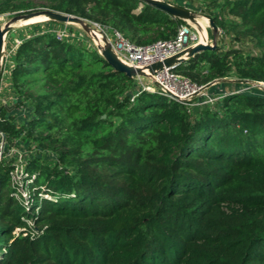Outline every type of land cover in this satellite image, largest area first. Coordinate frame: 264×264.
Returning <instances> with one entry per match:
<instances>
[{"label":"trees","instance_id":"1","mask_svg":"<svg viewBox=\"0 0 264 264\" xmlns=\"http://www.w3.org/2000/svg\"><path fill=\"white\" fill-rule=\"evenodd\" d=\"M47 1L140 46L185 23L142 0ZM24 9L0 0V14ZM207 16L233 41L264 46V0H223ZM174 70L198 85L264 81V54L216 46ZM10 75L15 107L30 114L18 126L3 106L0 131L57 159L28 160V207L0 162V264H264L263 95L192 112L158 92L132 101L135 78L47 31L22 40Z\"/></svg>","mask_w":264,"mask_h":264},{"label":"built area","instance_id":"2","mask_svg":"<svg viewBox=\"0 0 264 264\" xmlns=\"http://www.w3.org/2000/svg\"><path fill=\"white\" fill-rule=\"evenodd\" d=\"M83 21L85 24L90 25L89 32L85 31L88 38L93 41L94 45L101 52V54L104 49L110 47L117 58L123 63L134 69H142L146 73V76L138 75L134 77L136 79V92L132 95V101H134L141 92H158L171 100L182 103L186 106L189 112H192V110L199 107H214L221 102L226 95L231 93L248 95L257 94L264 96V81L240 82V84L237 85L238 88L236 90L230 92L222 91L216 94L214 93L212 87L220 80L205 85H198L188 77L177 73L174 70L177 65L151 72L150 67L152 64L163 62L166 59L177 56L182 52L203 43L200 40V36L196 35L190 27V21H185V23L179 26L177 35L173 39L158 41L148 46H140L130 42L120 32L110 26L102 25L98 22L86 19H83ZM71 25L77 24L59 23V28L50 33H52L59 41L74 44L67 39ZM6 40L7 35L5 37L3 66H5V63L10 55L12 56L10 65L13 66L14 53L22 41H17V44L13 46L10 51H8L6 47ZM203 44H207V42ZM3 78L4 71L1 79L2 82ZM232 81L237 82L236 80ZM2 82H0V121L4 120L1 109L10 101L2 93ZM26 114L21 112L19 119L24 118ZM19 119L17 118L16 121ZM13 142L19 143L18 140H14ZM32 145L37 149L34 144ZM6 147H8L6 136L2 131H0V162L5 159L4 155ZM27 163L28 162H21L13 164L10 176L12 187L15 190L14 195L28 207L30 205V193L28 190V183L26 182V178L29 177V174L26 172ZM35 178V174L31 175L29 182L33 181Z\"/></svg>","mask_w":264,"mask_h":264},{"label":"rangeland","instance_id":"3","mask_svg":"<svg viewBox=\"0 0 264 264\" xmlns=\"http://www.w3.org/2000/svg\"><path fill=\"white\" fill-rule=\"evenodd\" d=\"M15 5H20L24 3L26 5V9L24 10H15V11H7L3 14H0V27H5L8 23H12L11 21L14 18L30 13V12H39L44 10H51L48 7L47 0H13ZM172 3L175 5L183 6L188 8L192 13L196 15V22H189L190 27L193 29L194 33L200 36V40L202 41V36L205 38V42L211 46H220L225 50L228 46H233L238 49L243 50L245 53H251L255 55L264 54V46L258 45L256 41H253L249 38L242 39V41H233L231 33L227 31H223L221 28L218 29L217 33H214L211 24L209 21V17L207 13L209 11L218 13L220 11V6L223 4V0H191L189 2H182L181 4H176L175 0ZM215 2V3H214ZM42 17L34 18L26 23L27 20H20L18 22H13L14 29L7 34L6 40V47L7 50L10 51L13 46L17 44V41H22L24 38H28L34 34L41 33V32H52L59 28L58 24L53 23L52 20L45 19L46 16L41 15ZM221 19L225 24H238L239 20L236 19L234 16H230L228 14L221 13ZM187 23V22H186ZM188 24V23H187ZM238 28L237 30H239ZM231 32V31H230ZM202 35V36H201ZM71 42L76 45H81L87 49L92 51H97L101 54V52L97 49L94 45L93 41L88 38L85 28L80 24L71 25L69 34L67 36ZM204 42V43H205ZM102 55V54H101ZM12 60V56L8 57L7 62L4 66V77L8 74V69L10 66V61ZM224 80H231V82L227 83V85L216 86V89H213L214 93L218 94L222 91H234L238 87L234 84V81L237 80L235 77L230 76L228 79H220V81ZM2 82V81H1ZM226 82V81H225ZM23 109L26 111L24 112L26 115L24 118H20L19 120H25L27 118L28 112L27 107L24 106ZM30 114V112H29ZM23 117V116H22ZM20 126V124H18ZM17 139L19 143H14L12 141L11 144H8L5 151V160L8 161L10 164H18V163H26L30 158H40L45 162L54 163L56 162L57 156L52 152H48L45 150L38 151L28 140L23 139L21 136L20 138H13Z\"/></svg>","mask_w":264,"mask_h":264},{"label":"water","instance_id":"4","mask_svg":"<svg viewBox=\"0 0 264 264\" xmlns=\"http://www.w3.org/2000/svg\"><path fill=\"white\" fill-rule=\"evenodd\" d=\"M142 1H144L145 3L149 5L156 6L164 10L165 12H167L169 15H171L174 18H178L183 21L196 22V15L192 13L188 8L172 4L166 0H142ZM41 15L46 16L47 20H52L58 23L80 24L88 32L90 29V25L85 24L83 19L76 17V16L53 11V10H44V11H39V12H30V13L22 14L14 18V20L11 22L13 23V22H18L20 20H30L34 17L41 16ZM209 21H210L213 32L217 33L218 28L216 27V25H214L211 18H209ZM12 23H8L5 27H0V82L2 79L3 69H4L3 58H4L5 37L9 32H11L14 29V26ZM215 48H216L215 45L211 46L209 44L200 43L197 46L190 48L189 50L184 51L177 56L166 59L163 62L152 64L150 67V70L151 72H155L156 70H162L165 67H171L173 65L182 64L186 60L194 57L195 55L205 50H213ZM102 56L107 61V63L110 66H112L116 71L124 73L129 78H134L138 75L146 76V73L142 69H134L132 67H129L125 63H123L121 60H119L110 47L102 51ZM12 107L14 108V106ZM4 141H5V138H4Z\"/></svg>","mask_w":264,"mask_h":264},{"label":"crops","instance_id":"5","mask_svg":"<svg viewBox=\"0 0 264 264\" xmlns=\"http://www.w3.org/2000/svg\"><path fill=\"white\" fill-rule=\"evenodd\" d=\"M167 1H171V0H167ZM173 2V1H172ZM26 39V38H24ZM22 39V40H24ZM11 69H12V65L9 66V71H8V74L6 77L3 78V82H2V93L4 96H6L8 98L9 103L5 106L7 107V110L8 112L12 113L10 116L13 117L14 121L16 122V124H20L22 123V120H17V118L19 119V116L21 114V112H26L24 109H23V106H20V107H15V103H16V95L14 93V90H13V87H12V82H11ZM226 81V82H225ZM230 83L231 80H224V81H221V82H217L213 87L212 89H216V86H224V85H227V83ZM232 83V82H231ZM234 84L236 85V82H234ZM14 106V108L12 107ZM27 112H29V108L27 109ZM14 140H17V139H14ZM13 140V141H14Z\"/></svg>","mask_w":264,"mask_h":264},{"label":"bare ground","instance_id":"6","mask_svg":"<svg viewBox=\"0 0 264 264\" xmlns=\"http://www.w3.org/2000/svg\"><path fill=\"white\" fill-rule=\"evenodd\" d=\"M38 17H42V16H38ZM38 17H34V18H38ZM34 18H32V19H34ZM31 20V19H30ZM27 21H29V20H27ZM202 36V35H201ZM202 42L204 43L205 42V38L202 36Z\"/></svg>","mask_w":264,"mask_h":264}]
</instances>
